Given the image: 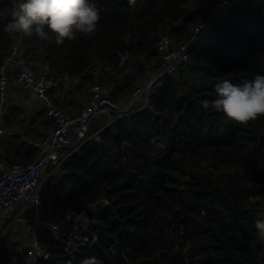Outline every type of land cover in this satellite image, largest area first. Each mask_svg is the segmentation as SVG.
<instances>
[{
  "label": "trees",
  "instance_id": "16d2710c",
  "mask_svg": "<svg viewBox=\"0 0 264 264\" xmlns=\"http://www.w3.org/2000/svg\"><path fill=\"white\" fill-rule=\"evenodd\" d=\"M0 2L1 66L16 36L4 30L13 2ZM92 2L100 10L94 34L63 44L25 37L27 60L36 68L49 64L56 76L80 78L66 86L85 93L87 102V87L97 83L112 87L113 100L129 99L138 81L144 83L134 64L148 63L149 75L162 64L156 50L160 34L169 30L178 45L185 44L205 18L198 0ZM126 53L130 74L120 69V55ZM258 73L264 74V0H244L166 77L147 112L124 116L98 133L51 179L43 201L48 222L102 198L111 201L89 230L97 241L77 253L63 251L75 225L41 236L55 260L264 264V242L255 228V220L264 218V117L238 125L211 108L217 83H242ZM55 104L64 111L62 102ZM6 128L16 132L2 138L0 152L8 165H25L39 151L22 138L45 139L54 124L45 109L29 116L16 105L7 109ZM0 264L49 263L30 262L26 246L9 233L0 241Z\"/></svg>",
  "mask_w": 264,
  "mask_h": 264
},
{
  "label": "built area",
  "instance_id": "2783aa9c",
  "mask_svg": "<svg viewBox=\"0 0 264 264\" xmlns=\"http://www.w3.org/2000/svg\"><path fill=\"white\" fill-rule=\"evenodd\" d=\"M243 1L198 0L199 9L205 13L204 20L194 29L191 39L182 45L176 43L169 30L160 34L156 49L162 57V64L149 82L140 84L138 81V87L124 102L113 100L112 87L107 84L89 86L86 90L88 104L78 115L59 109L54 96L66 84H79L80 78H72L68 74L56 76L55 70L47 63L36 68L25 57L26 38L17 35L0 66V138L5 134L11 135L5 126L7 99L12 87L32 93L52 119L54 129L46 139L28 141L39 151L37 158L28 164L8 165L0 152V241L9 233L13 234L14 239L26 246L32 263L46 261L50 255L43 245V234L57 233L75 225L74 233L63 248L69 255L77 253L91 240L97 241L89 230L97 225L96 216L111 204L110 199L102 198L93 205L79 207L48 222L44 220L43 201L49 191V181L64 170L66 160L74 152L98 134L91 133L92 125L98 119L105 118L106 123L113 124L124 116L142 114L149 109L153 96L163 88L166 77L183 67L193 47ZM129 58L128 53L120 57V69L124 74L131 72L126 66ZM185 263L189 264L188 260Z\"/></svg>",
  "mask_w": 264,
  "mask_h": 264
},
{
  "label": "clouds",
  "instance_id": "9594fccd",
  "mask_svg": "<svg viewBox=\"0 0 264 264\" xmlns=\"http://www.w3.org/2000/svg\"><path fill=\"white\" fill-rule=\"evenodd\" d=\"M12 19L5 31L14 36L32 37L57 44L73 41L83 34H94L100 10L92 0H12ZM216 98L211 108L238 125L264 117V74L252 80L233 83L224 79L215 85ZM209 107L205 101L204 108ZM158 147L163 148L161 143ZM257 236L264 242V218L255 220ZM82 264H103L96 256L85 258Z\"/></svg>",
  "mask_w": 264,
  "mask_h": 264
},
{
  "label": "crops",
  "instance_id": "0c3cea01",
  "mask_svg": "<svg viewBox=\"0 0 264 264\" xmlns=\"http://www.w3.org/2000/svg\"><path fill=\"white\" fill-rule=\"evenodd\" d=\"M69 84L73 85L72 83H69ZM66 85H68V84H66ZM66 85L64 86V89L62 88L61 91H59L55 94V96H54L55 100L62 102L61 108L64 109L65 112L73 114V115H78L81 112V110L88 104L87 96L85 95L84 92H83L84 94L72 92V89H70V88H72L71 85H69V86H66ZM16 105H19L20 107H23L24 109H26L28 111L29 116L31 114H36L39 109L43 108L41 102L39 100H37L36 97L32 93H30V92H28L22 88L12 87L10 90V93L8 95V99H7V109H8V107L10 108V107L16 106ZM100 119L105 120L104 118H100ZM100 119H98V120H100ZM105 125H106V122H105ZM101 128L94 130V132L100 130ZM15 129L20 130L19 127L15 128ZM16 130H14V131L16 132ZM52 130H51V132H52ZM15 132H9V133H11V135H13ZM11 135H7V137L11 136ZM49 136H50V133H49L48 137ZM7 137H6V139H8ZM48 137H46V138H48ZM2 138L0 139V146H1V144H3ZM22 139L27 145H30L28 143V141L43 140V139L34 140V139L25 138V137H23ZM0 149L3 150L4 147L2 146V147H0Z\"/></svg>",
  "mask_w": 264,
  "mask_h": 264
},
{
  "label": "rangeland",
  "instance_id": "374dc122",
  "mask_svg": "<svg viewBox=\"0 0 264 264\" xmlns=\"http://www.w3.org/2000/svg\"><path fill=\"white\" fill-rule=\"evenodd\" d=\"M135 65V67H136V69H137V71H138V73L140 74V82H144V83H146L148 80H149V77L151 76L152 77V75L154 74V72L151 74V75H149V72L151 71L150 69V66H149V64L148 63H146V62H144V61H142L141 63L139 62V63H137V64H134ZM150 77V78H151ZM122 78H124V77H122ZM142 84V83H141ZM105 125V120H103V119H100V120H98L96 123H94V125L92 126V128H91V132L92 133H94V130H96V129H98V128H101V127H103ZM4 147V145L2 144L1 145V147ZM18 232H16V233H14V234H17ZM13 235V234H12ZM14 237V236H13Z\"/></svg>",
  "mask_w": 264,
  "mask_h": 264
},
{
  "label": "bare ground",
  "instance_id": "6f19581e",
  "mask_svg": "<svg viewBox=\"0 0 264 264\" xmlns=\"http://www.w3.org/2000/svg\"><path fill=\"white\" fill-rule=\"evenodd\" d=\"M172 36H173V35H172ZM173 38H174V37H173ZM205 38H206V37H205ZM205 38H204V39H205ZM204 39H203V40H204ZM174 40H175V39H174ZM203 40H202V41H203ZM202 41H201V42H202ZM201 42H199L198 44H200ZM198 44H197V45H198ZM197 45H196V46H197ZM196 46H195V47H196ZM195 47H193V48H195ZM156 50H157V49H156ZM120 57H121V55H120ZM181 68H182V67H181ZM153 76H154V75H153ZM153 76H152V77H153ZM152 77H151V78H152ZM151 78H150L147 82H149V81L151 80ZM165 80H166V79H165ZM147 82H146V83H147ZM164 82H165V81H164ZM153 83H154V79H153L152 84H153ZM143 84H145V83H143ZM62 111H63V110H62ZM147 111H148V109H147L145 112H147ZM64 112H65V111H64ZM145 112H144V113H145ZM142 114H143V113H142ZM137 115H139V114H137ZM104 119H105V118H104ZM120 120H121V119H120ZM118 121H119V120H118ZM118 121H116L115 123H117ZM107 122H108V121H107ZM95 123H96V122H95ZM115 123H113V124H111V123H106V125H104L100 130L94 132V134H95V133H100L101 131H103L104 129H106V128L112 126V125H114ZM93 125H94V124H93ZM93 125H92V126H93ZM91 128H92V127H91ZM5 129L7 130L6 126H5ZM7 131H8V130H7ZM8 132H9V131H8ZM91 133H92V132H91ZM92 134H93V133H92ZM7 135H8V134H5V135H3L2 137H5V136H7ZM2 137H1V138H2ZM1 138H0V139H1ZM31 146H32V145H31ZM80 149H81V148H80ZM77 151H78V150H77ZM74 153H75V152H74ZM2 154H3V153H2ZM62 172H64V170H63ZM62 172H59V173H62ZM59 173H57V174H59ZM57 174H56V175H57ZM56 175H54V176H56ZM54 176H53V177H54ZM53 177H52V178H53ZM52 178H51V179H52ZM50 181H51V180H50ZM50 181H49V183H50ZM49 183H48V184H49ZM49 187H50V184H49ZM103 210H104V209H103ZM101 212H102V211H101ZM44 220H45V218H44ZM45 221H47V220H45ZM90 234H91V233H90ZM43 240H44V238H43ZM64 246H65V245H64Z\"/></svg>",
  "mask_w": 264,
  "mask_h": 264
},
{
  "label": "water",
  "instance_id": "95a60500",
  "mask_svg": "<svg viewBox=\"0 0 264 264\" xmlns=\"http://www.w3.org/2000/svg\"><path fill=\"white\" fill-rule=\"evenodd\" d=\"M47 262L49 263V264H59L56 260H55V258L53 257V255H49V257L47 258Z\"/></svg>",
  "mask_w": 264,
  "mask_h": 264
}]
</instances>
